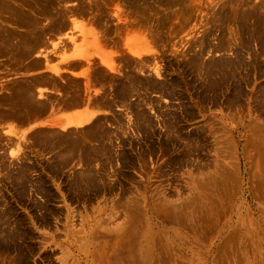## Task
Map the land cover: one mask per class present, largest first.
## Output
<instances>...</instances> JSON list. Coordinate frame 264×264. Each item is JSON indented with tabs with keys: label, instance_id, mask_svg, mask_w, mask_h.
I'll return each instance as SVG.
<instances>
[{
	"label": "rangeland",
	"instance_id": "rangeland-1",
	"mask_svg": "<svg viewBox=\"0 0 264 264\" xmlns=\"http://www.w3.org/2000/svg\"><path fill=\"white\" fill-rule=\"evenodd\" d=\"M0 264H264V0H0Z\"/></svg>",
	"mask_w": 264,
	"mask_h": 264
},
{
	"label": "crops",
	"instance_id": "crops-1",
	"mask_svg": "<svg viewBox=\"0 0 264 264\" xmlns=\"http://www.w3.org/2000/svg\"><path fill=\"white\" fill-rule=\"evenodd\" d=\"M73 77H83L84 73L78 68L74 69ZM51 96L52 94H46ZM105 94H80V96L71 102L63 103L55 108L48 109L42 116H38L29 122L21 125L20 131L28 132L30 130L39 129L53 124L61 125L69 128L71 126H82L83 124L90 123L94 118L109 113L115 109V105L104 101L102 98ZM17 128L19 126L16 125ZM11 126L7 125L6 129Z\"/></svg>",
	"mask_w": 264,
	"mask_h": 264
},
{
	"label": "bare ground",
	"instance_id": "bare-ground-1",
	"mask_svg": "<svg viewBox=\"0 0 264 264\" xmlns=\"http://www.w3.org/2000/svg\"><path fill=\"white\" fill-rule=\"evenodd\" d=\"M9 44H10V43H9ZM30 47H31V46H30ZM10 88H11V87H10ZM10 88H9V89H10ZM10 91H11V90H10Z\"/></svg>",
	"mask_w": 264,
	"mask_h": 264
}]
</instances>
